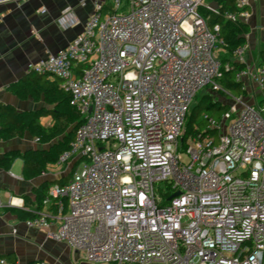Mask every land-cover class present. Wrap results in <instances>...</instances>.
Instances as JSON below:
<instances>
[{
    "label": "built area",
    "instance_id": "2783aa9c",
    "mask_svg": "<svg viewBox=\"0 0 264 264\" xmlns=\"http://www.w3.org/2000/svg\"><path fill=\"white\" fill-rule=\"evenodd\" d=\"M204 1L96 3L80 35L30 68L60 81L82 123L41 173H69L42 201L55 214L38 213L28 228L91 264H264V67L247 60V43L227 60ZM254 1L236 0L224 19L247 24ZM58 23L79 24L70 9ZM232 62L244 66L235 80L252 103L221 87ZM204 89L233 104L185 137Z\"/></svg>",
    "mask_w": 264,
    "mask_h": 264
},
{
    "label": "crops",
    "instance_id": "0c3cea01",
    "mask_svg": "<svg viewBox=\"0 0 264 264\" xmlns=\"http://www.w3.org/2000/svg\"><path fill=\"white\" fill-rule=\"evenodd\" d=\"M82 1L11 0L0 4V103L13 106L17 112L46 108L43 97L21 100L8 90V86L27 75L33 65L64 50L82 33L95 4L103 5L108 0ZM67 9L71 10L79 23L77 26L65 28L59 25L62 13ZM42 10L45 12L41 13ZM251 12L253 14L246 24L249 27L246 36L249 48L247 60L258 61L260 45L264 41V0H255ZM39 123L48 128L53 120L50 116H43ZM36 149H42V146L29 134L0 141V157L11 152L23 154ZM22 170L21 158L16 159L9 169L0 167V257L17 264H32L38 260L49 264H91L85 260L82 252L71 250L65 243L48 240L45 229L28 228L26 221L11 212L21 209L36 216L40 212L53 216L54 207H43L36 195L45 183L49 187L55 183H65L69 173L60 177L40 174L27 180ZM56 226L54 222L50 229L54 230Z\"/></svg>",
    "mask_w": 264,
    "mask_h": 264
},
{
    "label": "trees",
    "instance_id": "16d2710c",
    "mask_svg": "<svg viewBox=\"0 0 264 264\" xmlns=\"http://www.w3.org/2000/svg\"><path fill=\"white\" fill-rule=\"evenodd\" d=\"M213 1L218 12L206 7V5H203L199 11L209 27L219 25L221 38L227 45L229 53L227 60H229L232 51L246 43L249 27L243 23L227 21L223 17L225 12L236 10V0ZM102 7L110 8V0ZM262 44L263 46L258 53V63L264 67V41ZM243 68L242 64L232 62L229 71L224 72V79L221 83L222 89L236 96L245 95L242 84L235 80V72ZM8 90L21 100L27 98L36 100L43 97L46 105V108L38 111L17 112L13 106L0 103V141L22 138L25 134H29L42 146V149L28 150L23 154L18 152L7 153L0 157V167L9 169L16 159L21 158L23 177L31 180L39 177L48 164L54 163L63 152L69 149L74 140L76 129L82 123V118L70 106L69 96L60 88L59 80H49L48 76L38 74L33 70H30L18 82L9 85ZM227 106L221 101L211 99L210 95L201 96L187 116L185 137L207 132V124L202 117L206 115L220 122ZM43 116L52 118L51 127L45 128L39 123V119ZM198 117H201V120L197 122ZM48 188L49 184L47 183L40 187L36 195L39 204H42ZM11 212L23 221L36 218V215L26 210L13 209Z\"/></svg>",
    "mask_w": 264,
    "mask_h": 264
},
{
    "label": "rangeland",
    "instance_id": "374dc122",
    "mask_svg": "<svg viewBox=\"0 0 264 264\" xmlns=\"http://www.w3.org/2000/svg\"><path fill=\"white\" fill-rule=\"evenodd\" d=\"M204 3L207 6H209V7H212V8L216 7V5H215L213 0H205ZM262 46H263V44L261 43L260 47L262 48ZM253 57L254 58L256 57L255 53L253 54ZM246 82H248V81H246ZM247 85L250 86L251 84L248 82ZM205 94L210 95L211 99L221 101L222 103H225L226 105L233 104V100L231 98H229V97H226L224 92H216V91H211V90H208V89H204L203 91H200L197 94L195 100L192 103L191 109H192L193 106H195L198 103V99L201 96L205 95ZM241 96H244V102L252 103V97L247 92H246L245 95H241ZM191 109H190V111H191ZM187 119H188V117H187ZM187 119H186V121H187ZM200 120H201V117H198L197 122L200 121Z\"/></svg>",
    "mask_w": 264,
    "mask_h": 264
}]
</instances>
